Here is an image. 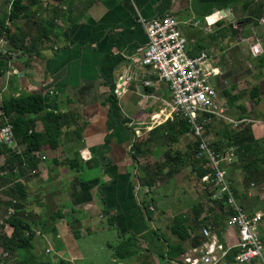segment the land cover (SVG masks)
<instances>
[{"label":"crops","instance_id":"1","mask_svg":"<svg viewBox=\"0 0 264 264\" xmlns=\"http://www.w3.org/2000/svg\"><path fill=\"white\" fill-rule=\"evenodd\" d=\"M23 2L28 7L27 18L11 27L22 33V45L30 52H22L9 65L0 60V99L40 93L45 111L64 115L58 146L33 153L34 168L20 178L25 185L29 226L38 225L48 254L67 264H178L189 246L188 241L181 242L184 252L176 259L167 258V246L179 243L170 233L173 219L184 218V225L190 226L193 211L199 209L195 207L202 209L198 220L206 210L204 202L193 205L189 199L198 192V184L191 188L198 182L192 174V139L185 133L166 140V128L172 125L166 86L151 68L142 65L136 68L135 78L125 73L128 62H140L146 44L134 15L145 20L171 15L186 40L188 54L215 52L213 67L224 77L213 85L219 86L216 89L229 117L251 120L246 126L263 145L264 0ZM207 16L212 23L208 27L203 23ZM123 77L126 91L116 97L113 87ZM254 89L258 96L252 99ZM228 90L231 102L220 94ZM223 124L209 128L211 137L215 135L211 143L219 139ZM34 130L42 131L40 121ZM134 131L139 135L136 143L142 146L136 162L128 149ZM167 154L173 163L164 162ZM142 162L140 167L148 172L143 169L139 178L148 174L152 179L142 198L152 208L147 212L133 196L135 163ZM224 168L234 197L246 213L264 214V194L252 183L242 185L243 173L236 159ZM164 173L167 178L161 179ZM0 199L7 198L0 194ZM40 213L42 218L36 223ZM222 228L218 242L234 243V232L225 220ZM195 232L199 234V229ZM108 238L114 239V245L108 244ZM127 239H133L132 255L113 258L112 247ZM226 264L236 263L232 258Z\"/></svg>","mask_w":264,"mask_h":264},{"label":"built area","instance_id":"2","mask_svg":"<svg viewBox=\"0 0 264 264\" xmlns=\"http://www.w3.org/2000/svg\"><path fill=\"white\" fill-rule=\"evenodd\" d=\"M13 1L7 0L6 13L10 11ZM209 18V16L203 18V23L207 27L212 24ZM134 22L143 30L146 37L141 65L151 68L166 86L170 98L167 104L170 109L169 118L171 121H184L188 126L187 133L192 139V144L195 145L193 156L204 161L203 169L206 173L200 181L208 187L211 200L222 201L223 212L226 214L225 225L234 232V236L231 235L232 238L234 237V243L228 245L218 242L209 226L201 227L200 244L189 247L180 256L178 264H226V257L232 251H234L232 258L236 264H264V229L262 228L264 214L246 213L231 191L224 166L236 159L234 149L225 145L217 147L208 141L205 135V125L213 120L223 121L231 129L252 123L251 120L235 121L229 117L226 102L213 85L220 76V72L213 67L215 52L202 50L194 55L188 54L186 40L179 30L178 22L171 15L145 20L135 13ZM261 23H264V20H261ZM183 24L189 25L188 22ZM192 24L197 26L198 22ZM20 55L19 52L10 49L3 33L0 36V57H5L6 65ZM126 82L124 77L118 79L112 90L114 96L119 97L125 93ZM143 85L147 86L148 83L144 82ZM3 121L0 127V146L18 153L11 125L6 119ZM138 136L137 131L132 133L128 146L130 155ZM133 187L137 206L144 211H152L151 206L142 202V196L138 198L139 194H147L149 190L141 185L136 171L133 175ZM11 214L12 209L6 210L4 218ZM0 224H3L1 220ZM45 253L48 254L49 249H45ZM1 256L7 257V253H1Z\"/></svg>","mask_w":264,"mask_h":264},{"label":"trees","instance_id":"3","mask_svg":"<svg viewBox=\"0 0 264 264\" xmlns=\"http://www.w3.org/2000/svg\"><path fill=\"white\" fill-rule=\"evenodd\" d=\"M6 3L7 0H0V6H5ZM27 12L28 7L23 0H14L10 11L6 13L3 10L0 16V36L4 33L10 49L20 54L22 52H30V48L23 47L20 38L22 33L16 28L12 30L11 25L15 26L16 21L27 18ZM6 21L7 25H5ZM4 59L5 57H0V60L4 61ZM220 94L231 102L230 90L221 91ZM257 96V89H254L251 93V98L253 99ZM63 116L60 113L45 111L44 99L40 93L21 94L17 97L8 96L0 99V127L3 125V120L7 119L12 128L13 138L18 147H21L19 153L16 154L5 146H0V156L4 157V163L0 166V194L7 198L3 201L0 199V209L3 207L0 220L11 228L10 235L6 236L2 233V224H0V249L7 253L25 251L27 257L20 260L18 264H67L55 255L49 254L48 259L42 261L35 258L34 254H32L34 234L27 222L25 185L20 180L28 168H34L33 153L38 152L43 147L53 150L58 146L60 128L64 121ZM37 120L42 125L41 132L34 130V124ZM229 127L227 124L222 125L221 129H219V139L213 145L220 147L222 142L225 141L224 145L226 147L234 149L236 164H238V169L243 173L242 181L245 186L250 183H264L263 146L253 138L249 126L239 125L233 130H230ZM207 128L208 124L205 125V129ZM187 132L188 126L184 121L173 120L172 125L166 128V140H172ZM193 146L195 149V145ZM131 151V157L136 161L137 156L142 153V146L136 143L132 146ZM168 160L169 163H173L174 158L167 154L164 162ZM69 163L71 164V161H68ZM203 163L202 159H194L192 163V172L197 181L206 173L202 169ZM143 169L146 170V168L142 167L139 171ZM146 175L147 178L143 176L141 179L139 178V182L141 185L150 187L152 179L148 174ZM142 179H144V182ZM227 179L229 181L228 177ZM230 188L233 193L231 185ZM207 195L209 198L205 200L208 203L210 202V206L205 208V215L201 220H198L202 212L200 206L195 207V209L197 207L199 209L193 211L190 226L184 225V222H186L184 218L177 217L173 219L170 225V233L176 237L179 243L167 246L166 256L169 260L176 259L184 252L181 242L188 241L189 247H195L200 244L201 236L195 231L201 227L209 226L211 229L214 228L216 237L219 241H222V222L226 218V214L223 212V204L222 201L211 200L210 193ZM12 201H14V204H12ZM8 209H12V214L4 218ZM133 247V239L120 242L115 247H112V257L115 259L128 258L133 253ZM233 254L234 251L227 255V262L232 261ZM3 264L9 263L3 262Z\"/></svg>","mask_w":264,"mask_h":264},{"label":"rangeland","instance_id":"4","mask_svg":"<svg viewBox=\"0 0 264 264\" xmlns=\"http://www.w3.org/2000/svg\"><path fill=\"white\" fill-rule=\"evenodd\" d=\"M3 10H5L6 11V6H0V16H1V14H2V12H3ZM7 22H5V24H6ZM7 120V119H6ZM220 122H223V121H217V120H213V121H210L209 122V124H208V128L207 129H205V135H206V137H207V139H208V141H211L212 139H214V137H215V135L213 136L212 135V137H211V134L210 133H212L211 132V130H209V128H211L212 129V127L213 128H215V127H220L221 125H219L220 124ZM224 123V122H223ZM233 130V129H232ZM263 140H264V138H263ZM212 142V141H211ZM216 142V141H215ZM215 142H213V143H215ZM224 143H225V141H223L222 142V145L220 146V147H222L223 145H224ZM264 143V142H263ZM193 145V144H192ZM261 146H263V148H264V144L263 145H261ZM17 147H18V145H17ZM21 150V148H19L18 147V153H19V151ZM11 151V150H10ZM15 153V152H14ZM17 154V153H16ZM194 157V156H193ZM195 159V158H194ZM4 163V157L3 156H0V166H2V164ZM137 165V169H136V173H137V176H138V178L140 177V175H142V172L141 173H139L140 171V169H141V167L140 166H142L143 165V162H142V164H140V163H137L136 164ZM140 167V168H139ZM138 168H139V170H138ZM202 169H203V164H202ZM146 172H148V170H146ZM168 172H169V170H168ZM192 174H194V173H192ZM194 176V175H193ZM159 177H161V179H166L167 177H166V173H164L163 175H159ZM158 177V178H159ZM241 179H242V177H241ZM195 182V181H194ZM164 183V182H163ZM193 183V182H192ZM191 183V184H192ZM241 183H242V185L243 186H245V184L243 183V181L241 180ZM197 184H198V187L196 188L197 189V191L198 192H196V193H194V197L193 198H191L190 196H189V199H192V203H193V205L194 204H196V205H199V204H202L203 202H204V208H206L207 206H210V202L208 203V201H206L207 200V198H209L208 197V193H209V191H208V187L207 186H205V184H202V182L199 180L198 182H195V185H194V183H193V187H191L192 189L193 188H195L196 186H197ZM252 185V184H251ZM253 185H256V186H258V187H256V190L258 191V193H262V194H264V183L263 182H259V183H257V184H253ZM142 186H144V185H142ZM158 186V185H157ZM247 186H249V185H247ZM144 187H147V186H144ZM151 187V186H150ZM148 188V190H149V187H147ZM259 188V189H258ZM1 193V192H0ZM146 197V194H144L143 195V197H141V198H145ZM206 199V200H205ZM2 210H3V207H1V209H0V214L2 213ZM40 218H42V216H41V213L38 215V216H36V223H38L39 222V220H40ZM28 219V218H27ZM32 228V229H31ZM30 229L33 231V234H34V238H33V241H32V244H33V249H32V254H34V256H35V258H37V259H40V260H42V261H45V260H47L48 259V255L49 254H46L45 253V249H48L47 248V241L41 236V231L39 230V227H38V225L36 226V227H34V226H32V227H30ZM199 230H200V228H199ZM2 233L3 234H5L6 236H9L10 235V232H11V228L8 226V225H6V224H2ZM100 239H96V241H99ZM115 241H114V239L113 240H109V238H108V244L109 245H114L113 243H114ZM50 251V250H49ZM105 252H106V254L108 253V251H106L105 250ZM1 253H7V252H3V251H1V249H0V262H1V264H3V262H7V263H9V264H18V262L20 261V260H22V259H24V258H26L27 257V253L25 252V251H22V252H18V251H13L12 253H7V257H5V258H2V256H1ZM51 255H54V254H51ZM108 255V254H107ZM98 264H102L103 263V261H98L97 262Z\"/></svg>","mask_w":264,"mask_h":264},{"label":"water","instance_id":"5","mask_svg":"<svg viewBox=\"0 0 264 264\" xmlns=\"http://www.w3.org/2000/svg\"><path fill=\"white\" fill-rule=\"evenodd\" d=\"M231 21V20H230ZM139 66H141V62H138L137 63V65H135V64H133V63H131V62H128L127 63V65H126V71H125V73H126V75L129 77H131V78H135V77H137L136 76V68L137 67H139ZM228 74V73H227ZM223 77H224V75H221V76H219L216 80H215V82L217 83V82H221L222 80L221 79H223ZM138 81H139V79H137ZM217 87V86H216ZM219 88V86L217 87V89Z\"/></svg>","mask_w":264,"mask_h":264}]
</instances>
